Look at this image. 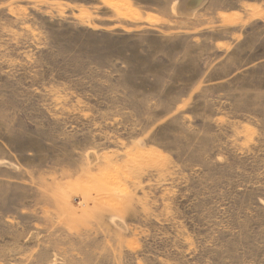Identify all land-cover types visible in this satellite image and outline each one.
Instances as JSON below:
<instances>
[{"label": "rangeland", "instance_id": "rangeland-1", "mask_svg": "<svg viewBox=\"0 0 264 264\" xmlns=\"http://www.w3.org/2000/svg\"><path fill=\"white\" fill-rule=\"evenodd\" d=\"M185 1L0 0V264H264V0Z\"/></svg>", "mask_w": 264, "mask_h": 264}, {"label": "bare ground", "instance_id": "bare-ground-1", "mask_svg": "<svg viewBox=\"0 0 264 264\" xmlns=\"http://www.w3.org/2000/svg\"><path fill=\"white\" fill-rule=\"evenodd\" d=\"M185 1V0H184ZM187 1V0H186ZM186 1H185V3H186ZM200 1V0H199ZM196 2V1H195ZM188 4V3H187ZM181 5H183V3H181ZM186 8V7H185ZM182 9V8H181Z\"/></svg>", "mask_w": 264, "mask_h": 264}]
</instances>
